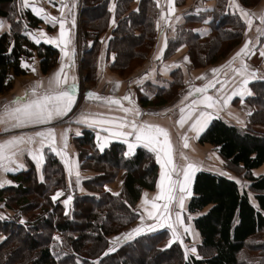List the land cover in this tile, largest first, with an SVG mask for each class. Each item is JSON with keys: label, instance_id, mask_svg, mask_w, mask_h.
I'll return each instance as SVG.
<instances>
[{"label": "trees", "instance_id": "trees-1", "mask_svg": "<svg viewBox=\"0 0 264 264\" xmlns=\"http://www.w3.org/2000/svg\"><path fill=\"white\" fill-rule=\"evenodd\" d=\"M81 1V29L84 40H90L92 46L89 49L85 46L80 66L83 79L93 82L99 33L107 22L109 0ZM131 1L116 0L118 21L107 47L110 69L119 75L131 66L132 69L139 66L155 44V19L159 14L155 0H140L136 10H129ZM259 1L235 0L243 8L255 6ZM176 3L180 4L178 0ZM200 13L185 16L174 36L167 38L165 58L186 46L194 69H202L219 62L240 43L245 23L237 7L229 6V0H214L210 10ZM0 17L11 23L10 31L0 34V95H3L13 87L17 76L26 74L21 66L22 57L36 54L41 72L47 74L56 64L59 50L44 42L34 43L27 37V31L37 27L41 19L29 8H22L17 0H0ZM204 20L208 33L202 35L194 30V24ZM109 54L113 55L112 59ZM184 81L181 70H174L167 86H153L156 90L152 96L147 92L148 96L136 95L139 104L165 105L183 87ZM249 89L251 95L245 100L251 107L248 126H237L218 116L198 137L199 144L215 147L221 158L240 167L248 183L240 187L236 181L215 172L195 173L187 211L194 215L192 224L201 237L197 246L201 259L185 258L177 243L160 249L164 235L154 232L119 245L111 243V236L137 220L135 208L143 192L156 187L158 164L141 146L129 154L125 144L119 141L99 151L94 133L85 129L73 141L80 169L94 175L81 181L85 192H72L70 204L60 202L67 200V193L55 201L52 199L54 191L65 187L66 176L59 159L49 151L45 153L41 181L33 165L8 174L11 183L0 187L3 203L0 264H264V241L247 244L264 230V173L255 175V170L264 163V130L255 128L264 126V80L250 82ZM117 176L121 188L115 195L106 185L118 180ZM113 248L114 251H109ZM245 250L250 258L240 259ZM138 251L141 259L130 262V254Z\"/></svg>", "mask_w": 264, "mask_h": 264}, {"label": "crops", "instance_id": "crops-1", "mask_svg": "<svg viewBox=\"0 0 264 264\" xmlns=\"http://www.w3.org/2000/svg\"><path fill=\"white\" fill-rule=\"evenodd\" d=\"M176 1L177 0H175L174 4V12L169 13L168 0H159V6L157 5V0H155L156 5L159 9V14L155 19L156 33L154 47L150 51L147 58L139 66L135 67L134 71L129 76L122 77L121 75L117 74L116 72L110 69V59H108L107 57L108 41L112 35V30L114 29L118 21L117 16L115 15L116 0H109L107 4V22L104 26V29L99 33V46L97 49L96 64L97 82L95 83V87L93 86L91 88H88L89 90L86 88V90L85 85L87 81L83 79V73L81 71L80 66V59L83 50L91 48L92 42L90 40H84V36L81 29L82 1L63 0V3L68 5V7L64 9V19L66 21L65 29L69 31L72 40V43L68 45L66 51H68L72 55L73 61L71 66L65 67L64 72L67 74L69 84H75V88L73 90V95L75 96V104L73 105L72 110L67 113V115L63 117H58L47 124H26L22 127L9 128L7 131L4 130L6 125L0 124V143L7 141L14 136H35L36 132L46 131L49 128L55 129L56 133V151H52L51 147H49L47 142H45V146L41 149L39 153L43 156V162L39 168L37 167V163L32 158V154L29 151L25 150L23 152H17L12 161L6 160L0 162L5 164L9 168H12V171L5 172L3 168L0 167V181L11 182L8 177V174L23 170L27 168L28 165L34 166L37 179L38 181H41L43 179L42 166L45 163V153L47 151L51 152L56 156V158L59 159L65 171L66 179L70 178L72 181L77 179V176L75 174L76 171L79 172V176L86 175V172H83L80 169L79 156L77 153L76 145L73 141V138L80 136L82 134V131L85 129H90L94 133L95 145L99 151L105 149L111 142L119 141L125 144L126 150L127 152H129L128 142L130 137V143L136 145L131 152L133 153V151L139 146V143L135 141L134 135L117 138L112 136L110 132L104 130L105 128H108L112 131H117L119 129L116 127V124L91 125L90 121L92 119L115 120L117 118L126 117L129 121L135 119L137 124H141L144 122L155 124L157 119H155V117H151L152 115L147 116L145 118V111H147L148 109H158L162 106L142 107L139 104L136 95L133 93V89L137 88L139 85H142L145 82L144 80L149 79V76L151 75H157L156 77L158 79L160 78L163 82H167L171 77V73L176 69H180L181 72L184 74L186 80V78L189 79L190 72L198 70L194 69L191 60L187 55L186 46L179 47L171 56L165 58V38H168L177 28V26L184 23L185 16H187L189 13H196L197 9H204L203 11L210 10L213 7L214 0H183L182 3H180L182 0H178L180 3L178 5ZM17 2L22 5V0H17ZM139 2L140 0H132L129 4V10H136L139 5ZM260 4H262L263 12L264 0H262ZM31 6L42 7L50 15L56 16L58 18L60 17L61 0H55V3H49V0H35V4ZM31 6L27 8L31 10ZM69 8H71V12L68 11ZM126 13H124L120 17H123L124 15H126ZM239 14L241 15L240 11ZM37 17L41 19V23L33 30L27 31V37L34 43H37L36 40H39L40 42L55 46L59 50L57 62L50 72H48L47 74H43L39 65L40 60L36 54H33L29 57H22L21 65L22 63H27L28 65H30V68H25L27 71L26 74L17 76L15 78L13 87L7 93L0 95V112L3 111L5 104H10L16 98H20L21 103H24L26 102V99H34L36 98V96L46 91H58V89H56L55 87V84H50L49 81L52 79L54 74L61 68L62 63L64 65L69 64V58L67 56H64L61 51V48L64 47L63 44H61L60 47H57L56 44L46 42L48 38L59 37V25L56 24L55 26H53L52 24L45 22V20L42 19L40 16ZM176 17H180V19L177 20ZM241 17L245 20L242 15ZM73 20L75 22L74 26ZM0 21L4 22L3 28L0 29V34L4 32H9L11 28V23L8 21V19L6 17H0ZM206 23V20L196 22L194 24V30L202 35L208 33ZM40 30H42L46 34V36L42 37L40 35ZM251 32L252 30H249L248 27L247 32L245 31L244 33L243 41H241V43H239V45L234 50H232L229 54L226 55L223 60L217 62L216 64L203 67V71L200 72V74L203 75V87H205V85H208L210 82L215 85L214 87H209L207 91L203 93V96H212L215 100L219 101V103H217L216 106L213 108H207L203 104V112H206L211 116V119L207 123L206 127L209 125L212 119L218 116L223 117L225 120H228L237 126L246 127L249 125L248 116L251 111V107L245 102L248 94L245 92L243 97H241L240 95L233 96L232 94L233 92L240 90L241 81L245 78L252 82L257 78V76H260L259 78L264 80V57L260 55V52L264 51V40L261 41L259 39V43H257L256 45L250 44L251 52L248 55L237 58L230 65L228 64V62L232 60V57L241 49V47H243L246 41H255L254 38L255 36L257 38L258 34L252 32V39H250L249 33ZM33 36H35V39H33ZM57 43H59V40H57ZM162 48L164 49L163 55L160 59H156L155 57L160 54ZM109 55L111 58L112 54ZM185 57H187L188 59L185 60ZM236 61H238V63H236ZM254 61L255 64L251 65V63ZM242 63L248 65V69L245 72L244 76H241L236 71V69L241 68ZM32 68H34L35 71H32ZM212 69H220V71L217 73H213ZM252 72H255L256 75L252 76ZM73 77L75 78V80H73ZM37 82H40L39 87H37ZM249 83L246 85V89L251 92V90L249 89ZM160 86L164 85L161 84ZM33 88H35V94L31 91ZM26 92L28 93V95L25 99ZM89 92L96 93L99 98H88L87 94ZM125 96H129L130 100H124L123 97ZM229 96H231L232 98L229 101L228 105L224 106L223 100L228 98ZM104 98L119 100L120 104H111L108 102L107 99ZM11 106L16 107L17 105ZM121 106L123 108L135 107L140 110L141 115L134 116L132 113L126 114L123 112ZM82 116L89 117V123H77V120L81 119ZM238 121H242L243 123H239ZM206 127L204 128V130L206 129ZM255 128L260 131L264 130V126H255ZM123 131L129 132L132 131V129L130 127H127L123 129ZM61 133H66V147L64 141L61 139ZM39 139L40 138L37 137L35 143L21 145L20 147L31 150L40 149ZM125 140H127V143L125 142ZM101 144L104 145L102 150L100 147ZM11 151H14V149L9 150V152L6 154H10ZM58 152L66 153V156L58 155ZM65 159H67L69 163L73 165V171L71 174L69 173L68 166H66L64 162ZM255 171V175L263 174L264 163L260 168ZM8 184L10 183H6L4 184V186ZM120 188V179L116 180L111 184L106 185V189L111 193H118L120 191ZM58 192L63 191L62 189H57L52 194V197L55 196ZM61 197L62 196H59L57 199ZM188 200L186 201L185 208H187ZM64 201L65 199H62L60 202L62 204H65ZM143 201L144 200L141 197V199L137 203L138 208H140ZM252 202L255 204V201L252 200ZM2 206L3 203L0 202V211ZM130 227H132V225L129 226L127 229H129ZM127 229L113 236H118L123 239L125 234L133 230L131 228V230L128 232ZM2 239L3 236H0V241ZM261 239L264 241V235ZM200 243L201 237L192 224V242L188 243L187 240H184V244L186 245V248L184 249L185 253L186 250H188L187 257L193 256L198 259L202 258V256L197 251V246L200 245ZM192 247L196 248V253H192L190 251Z\"/></svg>", "mask_w": 264, "mask_h": 264}, {"label": "snow or ice", "instance_id": "snow-or-ice-1", "mask_svg": "<svg viewBox=\"0 0 264 264\" xmlns=\"http://www.w3.org/2000/svg\"><path fill=\"white\" fill-rule=\"evenodd\" d=\"M49 3H55V0H49ZM35 4V0H31V5ZM174 4L175 0H168V10L169 13L174 12ZM30 0H22V8L30 7ZM157 5L159 6V0H157ZM229 6L230 7H237L239 8L238 4H235V0H229ZM68 5L63 3V0H61V7H60V17L52 16L49 13L45 11L42 7H36L31 6V10L37 15L40 16L42 19L45 20V22L52 24L55 26L56 24L59 25L60 33L58 38H48L46 40L47 43H53L56 44L57 47H60L61 44L64 45V47L61 48V51L64 56H67L69 58V64L64 65L62 63L61 68L54 74L52 79L49 81L50 84H55L56 89L58 91L50 92L46 91L34 99L27 100L28 93H25V99L26 102L21 103L20 98L14 99L10 104H5L3 111L0 112V124L6 125L5 131H7L9 128H17L22 127L26 124H47L53 121L54 119L58 117H63L67 115L68 112L72 110L73 105L75 104V96L73 95V90L75 88V84H69L67 74L64 72L65 67L71 66L72 61V55L66 51L68 45L72 43L70 33L65 29V19H64V9L67 8ZM204 9H197V14L200 11H203ZM69 12H71V8L68 9ZM241 15L245 18V22L247 23L249 30H251L252 27V19L251 16H254V13H249L244 9H240ZM163 18V15H162ZM177 20L180 19V17H176ZM74 20H73V26H74ZM261 24L264 25V15L261 16ZM4 26V22L0 21V29H2ZM257 43H259V37L264 36V26L257 28ZM40 35L42 37L46 36V34L40 30ZM33 39H35V36H33ZM57 40H59V43H57ZM37 43H39V40H36ZM252 42L246 41L243 47L232 57V60L228 62L230 65L233 61H235L237 58L241 56H246L251 52L250 44ZM164 47H167V38H165V44ZM74 51V50H73ZM164 49L162 48L160 51V54L157 55L155 58L160 59L163 55ZM260 55L264 57V51L260 52ZM188 58L185 57V60ZM24 68H30V65L27 63H22L21 65ZM178 66V65H177ZM227 66V65H226ZM248 69L247 64L241 65L240 69H236V71L241 75L244 76L245 72ZM32 71H35L34 68L31 69ZM220 69H212L213 73L219 72ZM252 76H255L256 73L252 72ZM198 79H202L203 77H197ZM73 80L75 78L73 77ZM250 81L245 78L241 81L240 90L233 92V96L240 95L243 97L245 92L248 95H251V92L246 89V85ZM40 86V82H37V87ZM118 86V84H117ZM215 85L213 83H209L208 85H205L203 88H196L195 91L199 93H205L209 87H214ZM35 94V88L31 90ZM188 95H192L191 92L188 93ZM88 98H99L96 93L89 92L87 94ZM231 96L223 100L224 106H227L229 101L231 100ZM107 99L109 103L111 104H120L119 100L111 99V98H104ZM124 100H130L129 96L123 97ZM187 99V96L184 98ZM183 103V101H181ZM219 103L218 100H215L212 96L204 95L201 100H193L192 105L196 104H204L207 108H213L216 106V104ZM11 105H17L16 107H12ZM122 107V106H121ZM191 106H189V110L186 111L184 107L180 108V118L176 121L177 125H179L181 128L184 127V125L189 121V119H192L191 112H190ZM122 110L124 113H132L134 116H140V110L132 107V108H123ZM171 111V110H168ZM251 113H249L250 115ZM211 119L210 114L201 111L199 115L194 119L193 123L190 126V130L196 132V138L199 137L200 133L204 130L207 123ZM239 123H243L242 121H238ZM77 123H89V117L82 116L81 119L77 120ZM91 125H97V124H116V127L119 129L117 131H112L111 129L105 128V131L110 132V134L114 137H127L134 135L135 141L137 143H142L144 147L149 148L150 151L156 153V158L158 163H160L161 166V172H160V180L157 184V188L159 189V192L156 197L153 198L152 203V209L153 211H147V215L149 218L155 219L159 227H167L171 229L172 232V240L169 242V246L171 243L179 241L180 235L176 230V227L173 226L172 223H169L168 221L171 218V208L170 205L176 201L179 204V208H184V195H180L179 198L176 196V191L179 189L180 193H185L187 190L188 183L191 179V175L194 171H196V166L189 163L186 166H183L180 171L183 174V181L181 180H174L173 175L179 174L178 172V166L175 164L174 160V146L172 143L171 135L168 129L157 125V124H151V123H141L137 124L136 120L133 119L131 121L127 120L126 117L117 118L115 120H97L92 119L90 121ZM130 127L132 131L126 132L123 131V129ZM79 134V133H77ZM39 137V144L40 149L31 150V149H25L20 147L21 145L26 144H33L36 142V138ZM61 139L65 143L66 147V133H61ZM183 141V147L188 148L189 145V137L187 134L182 135L181 137ZM45 142H47L48 146L51 147L52 151H56L55 144H56V133L55 129L49 128L46 131L36 132L35 136H14L11 139L4 141L3 143H0V162L2 161H12L14 156L17 152H23L25 150L29 151L32 154V158L36 161L37 167L39 168L43 162V156L42 154H39L41 149L45 146ZM127 143V140H125ZM135 144L129 143V154L132 152V150L135 148ZM101 150L103 149L104 145H100ZM14 149V151H11L10 154H6L9 152V150ZM58 155L66 156V153L58 152ZM181 156L184 159H187V157L183 156V153H181ZM65 164L68 166L69 173L71 174L73 171V165L69 163L67 159H65ZM0 167L3 168L5 172L12 171V168L7 167L5 164L0 163ZM77 176V183L79 182V172L76 171ZM11 183L10 181H0V187H3L4 184ZM63 192H58L55 196H53V200L55 201L59 196H62ZM115 195H118V193H115ZM190 195V193H189ZM145 197H147V194H145ZM72 200V197L69 196L67 200L64 201V203L70 204ZM164 201L162 205L155 203V201ZM149 201L147 198L144 200V204H148ZM141 219L143 220L144 217L141 216ZM23 223V221H21ZM176 223L177 224H183V220L181 219L180 212H176ZM148 231H155L156 225H149L147 227ZM184 231L187 233L190 231L188 227L184 228ZM142 227H137L132 230L131 233H127L124 235L125 239H132L133 233L136 235L141 234ZM55 239L59 240L60 237H56ZM115 242H120L121 238L116 237L114 238ZM115 249H110L109 251H114ZM187 251L186 250V258H187ZM192 253H196V248L192 247L190 249ZM108 253H105L107 255Z\"/></svg>", "mask_w": 264, "mask_h": 264}, {"label": "rangeland", "instance_id": "rangeland-1", "mask_svg": "<svg viewBox=\"0 0 264 264\" xmlns=\"http://www.w3.org/2000/svg\"><path fill=\"white\" fill-rule=\"evenodd\" d=\"M261 2H262V0H260L255 6H252V7L243 8V7L239 6V8H237L238 13H239L240 9L242 8L249 13L255 14L254 16L250 17L253 21L251 30L255 34H258L257 28L261 27V16L263 15L262 4H260ZM95 13H97V11H95ZM201 13H202V11H201ZM243 21L245 23V30H244V33H245V31L247 32L248 27H247V23L245 22L244 19H243ZM175 31L176 30L173 31V33L170 35V37L174 36ZM252 32L249 33L250 39H252ZM243 36H244V34H243ZM243 39H244V37H242L241 41H243ZM254 40L255 41L251 43L252 45L257 44L256 36H255ZM241 41H240V43H241ZM237 46H235L232 50H234ZM112 57H113V55L111 56V59H112ZM223 59H221V60H223ZM236 63H238V61H236ZM108 64H109V62H108ZM254 64H255V61L251 63V65H254ZM131 69H132V66L130 67L129 71L127 70L128 72L126 71L121 76L122 77L129 76L134 71L135 68L132 70ZM150 69H151V67H150ZM201 71H203V69H198V70L190 72L189 73L190 77H189V79L186 78V80L183 82V87H180V89H178V92L165 105H163L162 107H159L158 109H151V110L148 109L147 111H145V118L147 116L152 115L151 117H155V119H157L155 124L160 125L166 129H168L170 132L172 143L174 146V160H175V164L178 166V172H179L178 175L177 174L173 175V179L174 180L178 179V180L183 181V174L180 171V169L189 163L195 165L196 169H197L191 175V179L188 183L186 192L180 193L179 189H177V191H176L177 198H179L180 195L185 196L184 208L180 209L179 204L176 201H174L170 205V208L172 211H171V218L168 222L172 223L173 226L176 227V230L180 235V240L182 241V243L179 241H176L173 243L179 244L183 250L186 248V245L184 244V240H187L188 243L192 242V219H193L194 215L188 213L187 208H185V204L191 195V183H192V179H193L195 173L197 171H200V170L211 171V172H215V173L224 175L230 179L235 180L239 184L240 187H245L248 184L247 179H246L245 174H244V171L240 167L233 166L228 161L221 158L215 147L209 146V145L199 144L198 138H196V132L190 130V126L193 123L194 119L199 115V113L201 111H203V104L192 105L193 100H201L203 97V93H199V92L195 91L196 88H203V78L202 79L197 78V77H203V75L200 74ZM156 76H153V75L149 76V79H145L144 80L145 82L142 85H139L137 88L133 89V93L135 95H137L138 97L142 96V95L146 96L147 93H150L152 96L156 90V88L153 86L157 87V86H160L161 84H163L164 86H167L166 82H163L160 78L158 79ZM259 77L260 76H257V78L255 80L260 79ZM95 78H97V76ZM182 81H183V79H182ZM87 82L85 85V89L91 88L93 86L95 87V83L97 82V80H95L93 82H89V83H87ZM189 92H191L192 95L189 96L188 95ZM137 96H136V98H137ZM186 96H187V99H184ZM181 101H183V103H181ZM81 105H82V103H81ZM189 106H191L190 112H191L192 119H189V121L184 125V127L181 128L176 123V121L179 120L180 115H181L180 108L184 107L186 109V111H188ZM168 110H171V111H168ZM247 123H248V121H247ZM184 134H187V136L189 137V145L190 146L188 148L183 147V141H182L181 137ZM130 139L131 138L129 137L128 144L130 143ZM139 146H141L143 149L147 150L148 152H150L153 155L154 159L156 160V162L158 164V172H157L158 177H157L155 189L152 191H144L143 192V195H142L143 200H145L147 198L149 203L145 205L144 201H143L140 208H135V210L138 212V218L135 222H133L132 224L129 225V226L132 225V227L127 229L129 227V226H127L125 229H127V231L129 232L131 230V228L135 229V226H136V228L142 227L141 234L136 235L135 233H133V238H136L139 236H144L147 234H151L153 232L157 235H164V239L162 241H160L161 243L159 244V248L160 249L168 248L173 244V243H171V245L169 246V242L172 240L171 229H169L167 227H159L158 222L155 219L149 218L147 215V211H153L151 202L153 201V198L156 197L158 192H159V189L157 188V184L160 180L161 166H160V163H158V161H157L156 153L150 151L149 148L144 147L142 143H139ZM88 149H83V151L88 150ZM85 152H87V151H85ZM127 153H129V152H127ZM181 153H183V156L187 157V159H184L181 156ZM83 161H85V160H83ZM83 172H88V171H83ZM90 172H92V171H90ZM92 175H94L93 172L92 173H86V175H84V176H79V182L78 183H77V179L72 181L70 178H67L66 179V185L64 188H62L63 195L67 193L68 196H70L72 194V192H74V191H76V192L85 191L84 188L81 186V181L83 179L89 178ZM118 177L119 176H117V179H118ZM64 190H65V193H64ZM189 193H190V195H189ZM145 194H147V197H145ZM155 203L162 205L164 203V201H162V200L155 201ZM176 212H180V216H181V219L183 220V224H177L176 223ZM141 216L144 217L143 220L141 219ZM133 224H136V225H133ZM149 225H156V230L155 231H148L147 227ZM185 227H188L190 229V231L186 233L184 231ZM124 230H122L121 232H123ZM131 232L132 231H130L129 233H131ZM263 235H264V230H262L261 232L257 233L254 237H252L248 241L247 244L253 245V244H256L258 242H262L263 240L261 238L263 237ZM116 237H118V236H116ZM116 237L112 236L110 238L111 243L119 245L120 243H123L124 241L129 240V239L123 238L120 240V242L117 243L114 241V238H116ZM143 246L145 248V247H147V244L144 243ZM246 252L247 251L245 250L243 253H241L240 259L244 258L245 260H247L250 258ZM184 257L186 258L185 251H184ZM130 258H131L130 262L135 263L136 261L141 259V255L138 251V252L130 254ZM146 260L150 261V259H148V258Z\"/></svg>", "mask_w": 264, "mask_h": 264}, {"label": "built area", "instance_id": "built-area-1", "mask_svg": "<svg viewBox=\"0 0 264 264\" xmlns=\"http://www.w3.org/2000/svg\"><path fill=\"white\" fill-rule=\"evenodd\" d=\"M1 109V108H0Z\"/></svg>", "mask_w": 264, "mask_h": 264}]
</instances>
